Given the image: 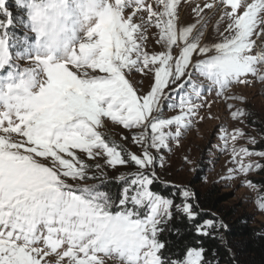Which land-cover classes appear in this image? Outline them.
I'll list each match as a JSON object with an SVG mask.
<instances>
[{"label":"snow or ice","instance_id":"1","mask_svg":"<svg viewBox=\"0 0 264 264\" xmlns=\"http://www.w3.org/2000/svg\"><path fill=\"white\" fill-rule=\"evenodd\" d=\"M154 2L156 10L145 0H114L116 6L100 14L80 43L81 56L59 63L35 57L34 73L43 83L33 106L0 112V264H106V259L114 257L112 242L104 234L105 221L125 215L146 245L142 262L139 256L137 262L161 264L158 225L173 216V199L149 189L159 180L156 167L165 166L161 153L170 150L173 141L178 145L192 126L203 107L196 101L205 89L225 100H243V96L226 94L236 84H250L249 74L264 82V0H205L193 8L197 22L186 27H178L181 0ZM3 5L0 0V8ZM206 10L219 15L217 26L227 21L223 32L217 28L219 42L203 41ZM153 23L159 29L156 43L163 49L158 52L146 50L145 45V34ZM212 50L217 54L209 55ZM197 52L203 58L195 59ZM133 73L141 79L134 81ZM194 75L207 85L193 80ZM149 76L153 82L145 93L141 86ZM165 102L168 110L178 109V114L165 117ZM247 114L242 108L231 112L233 118ZM104 118L130 130L142 155L106 136L101 130L106 126ZM244 135L236 129L230 137L226 131L222 136L237 165L224 179L264 167L245 162L246 157H264V151L238 147L236 141ZM75 150L92 160L106 157L105 164L113 169L130 161L138 166L131 184L123 188L118 207L98 184L87 183L101 176L107 179L102 165L85 162ZM245 183L253 186L251 181ZM180 195L184 202L176 204V210L189 222L195 221L198 212L188 202L194 193L183 187ZM256 203L264 210V197ZM142 209L146 210L143 215ZM221 228L227 225L219 218L195 224L201 237ZM206 251L202 246L189 247L182 261L171 264H206Z\"/></svg>","mask_w":264,"mask_h":264},{"label":"rangeland","instance_id":"2","mask_svg":"<svg viewBox=\"0 0 264 264\" xmlns=\"http://www.w3.org/2000/svg\"><path fill=\"white\" fill-rule=\"evenodd\" d=\"M204 2L205 0H181L178 5V27H186L196 23L198 17L193 12V8L197 4L202 6ZM145 3H153V8L156 10L154 0H145ZM24 12L25 9L20 8L16 0H4L3 8H0V42L9 51V62L7 66L0 70V84L6 80L13 79L15 76L20 75L21 72L31 71V69L22 68V65L42 55L41 46L37 42L35 35L31 33L30 25L27 23V17ZM131 12V9H126V14H131ZM206 13L207 26L204 29L203 41L209 44L219 42L221 39L219 32H223L227 21H223L217 26L216 21L219 19V15L213 14L208 10H206ZM141 14L144 15L146 20V13L141 11ZM217 28L219 32H217ZM145 35L146 50L150 52L163 50L161 45L156 43L159 39V29L155 27L154 23L148 27ZM261 35H264V33ZM258 43L261 42L258 41ZM194 57L197 60L203 58L202 54L198 52L194 53ZM189 71L194 72V69L190 68ZM96 72L98 74V70ZM131 75L134 81L141 79L138 74L133 73ZM192 79L205 85L208 83L198 75H194ZM247 79L251 80L250 84H236L230 93L226 94L243 96V100H225L223 96H216L215 91L205 89L200 100L196 101L202 104L203 107L198 109L197 115L193 118L192 126L184 132L178 145L173 141L170 143V150L162 151L161 154L165 157V166L163 168L157 166L156 172L159 177L157 181L170 186L171 191L178 194V204L182 205L184 202L180 195L183 187H189L193 192L194 189L204 191L207 187L216 185L219 193L229 196L221 205L223 212L245 213L250 217L252 224L259 225L264 223V210L258 208L256 201L258 198L264 197V193L259 186L253 183V178L257 176L258 169H253L247 174L236 172L234 173V178L224 179L228 175L229 169L237 167L232 160L231 148H224L222 136L225 131L230 137L234 130H242L245 135L243 138L237 139L236 145L238 147L244 146L250 151H264V149L259 148L261 140L264 139V82L259 81L251 74L247 76ZM152 82V76L144 78L141 91L146 93ZM229 103L233 105L232 109L227 107ZM236 108H242L248 114L233 118L231 112L236 110ZM178 111V109L168 110L167 102H165V117L176 115ZM104 119L106 126L101 130L106 136L111 137L118 144H124L128 151L142 155L141 147L132 141L130 130H126L122 125L111 122L108 118ZM251 139H254L256 143H250ZM229 143L231 144L230 140ZM75 151L84 158L85 162L90 164L98 162L102 165V170L106 173L107 179L101 176L95 181L90 179L87 183L98 184L100 190L108 192L113 197L114 203L118 207V200L122 198L123 188L131 184V180L135 178L134 173L138 170V166L130 161L126 165H118L113 169L105 164L106 157L92 160L87 157L86 153H80L79 150ZM185 157L187 160H185ZM262 159L264 157L251 156L246 157L245 162L251 160L260 164ZM92 172H95L94 168L91 170L90 175ZM120 177H124V179L121 180ZM246 181H251L253 186L249 187L245 183ZM69 182H71L70 178ZM111 187L113 189L110 191L108 188ZM115 188L117 190L112 191ZM134 191L135 188L133 187L129 195L133 194ZM129 207H131L130 204ZM145 211V209H142L141 215ZM106 264H116V261L108 258L106 259ZM161 264L163 263L161 262Z\"/></svg>","mask_w":264,"mask_h":264},{"label":"clouds","instance_id":"3","mask_svg":"<svg viewBox=\"0 0 264 264\" xmlns=\"http://www.w3.org/2000/svg\"><path fill=\"white\" fill-rule=\"evenodd\" d=\"M16 3L25 9L30 31L42 49L40 57L51 58L53 63L81 56L79 45L87 39L89 29L109 6H116L114 0H16ZM216 54L215 50L209 53ZM8 58L7 47L0 43V70L7 66ZM36 67L35 59L27 61L22 68L31 71L21 72L0 84V112L24 110L37 102L43 79L35 75ZM105 228L116 264H140L137 256L142 262L146 245L130 218L125 215L105 221Z\"/></svg>","mask_w":264,"mask_h":264},{"label":"trees","instance_id":"4","mask_svg":"<svg viewBox=\"0 0 264 264\" xmlns=\"http://www.w3.org/2000/svg\"><path fill=\"white\" fill-rule=\"evenodd\" d=\"M259 148L264 149V139ZM260 164L264 166V159ZM253 183L264 193V167L257 170ZM108 189L111 191L113 188ZM149 189L173 199V216L158 225L160 231L156 235L157 242L163 245L158 253L163 264H169L173 260L181 261L189 247L201 246L207 250L204 254L206 264L208 261L211 264H264V223L252 224L245 213L223 212L221 205L229 196L219 193L216 185H211L204 191L194 189V198L188 201L198 212L193 222H189L185 214L176 210L178 194L173 193L170 186L156 180ZM115 190L117 188L112 191ZM213 218L222 220L227 228L213 229V235L208 237L197 235L195 224Z\"/></svg>","mask_w":264,"mask_h":264}]
</instances>
